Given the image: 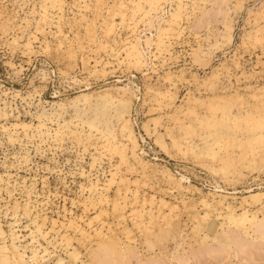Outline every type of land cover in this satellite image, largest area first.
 Instances as JSON below:
<instances>
[{
	"label": "rangeland",
	"instance_id": "obj_1",
	"mask_svg": "<svg viewBox=\"0 0 264 264\" xmlns=\"http://www.w3.org/2000/svg\"><path fill=\"white\" fill-rule=\"evenodd\" d=\"M0 227L1 264H264V0H0Z\"/></svg>",
	"mask_w": 264,
	"mask_h": 264
},
{
	"label": "bare ground",
	"instance_id": "obj_2",
	"mask_svg": "<svg viewBox=\"0 0 264 264\" xmlns=\"http://www.w3.org/2000/svg\"><path fill=\"white\" fill-rule=\"evenodd\" d=\"M88 88L86 87V89H83V90H81V93L79 94V95H77V96H75L73 99H71L72 101H71V103L73 104V106L75 107V108H77L78 110H79V113H80V111L81 110H85L86 108H87V106L89 107V108H93V112H95V111H97V110H99L98 109V107H99V104H97V103H95V104H90L91 103V101L92 100H90V98L88 97V93L87 92H85L86 90H87ZM137 91V90H136ZM111 98V97H110ZM110 98H107V99H105L106 100V103H105V106H106V104L107 105H110L111 106V99ZM120 100V99H119ZM100 101V100H99ZM98 101V102H99ZM121 101L122 100H120V101H118V103L117 104H119V102L121 103ZM115 102V101H114ZM101 103V102H100ZM104 103V102H103ZM114 104V103H113ZM112 104V105H113ZM121 104H123V102L121 103ZM93 105L95 106V107H93ZM124 105V104H123ZM103 107L104 106H102V109H103ZM116 107H117V105H116ZM125 107V106H124ZM107 107H105V109H106ZM118 108V107H117ZM76 109V110H77ZM90 110V109H89ZM116 111H119V110H116ZM83 112V111H82ZM98 112V111H97ZM78 114V113H77ZM98 114V113H97ZM95 115H96V113H95ZM100 115H101V113H100ZM119 115H120V113H119ZM97 116V115H96ZM95 116V119L98 117H96ZM117 116H118V114H117ZM93 122H94V120H92ZM90 122L89 123V125H91L93 122ZM235 127V126H234ZM238 127V126H237ZM236 127V128H237ZM151 150V149H150ZM143 153H144V151H143ZM144 154H146V153H144ZM1 228V227H0ZM5 262V261H4ZM1 264V263H0Z\"/></svg>",
	"mask_w": 264,
	"mask_h": 264
}]
</instances>
